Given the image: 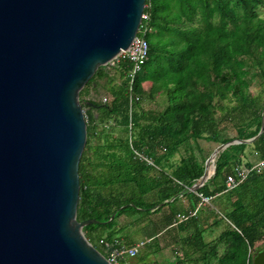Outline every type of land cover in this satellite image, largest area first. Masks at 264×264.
<instances>
[{"label":"trees","instance_id":"obj_1","mask_svg":"<svg viewBox=\"0 0 264 264\" xmlns=\"http://www.w3.org/2000/svg\"><path fill=\"white\" fill-rule=\"evenodd\" d=\"M262 6L264 0H146L141 31L147 30L149 53L131 90V64L119 61L113 66L118 80L100 67L80 91L84 110L87 97L93 106L85 110L87 139L78 166L76 218L97 222L84 226L83 233L103 256L100 240L123 244L115 230L121 216L139 222L161 213L150 222L153 240L179 238L206 264H252L249 249L253 254L264 241V173L225 191L226 177L241 165L247 144L226 148L215 161L214 176L195 193L189 190L203 175L207 159L196 155L199 140L225 144L259 133L264 105ZM104 79L110 87L103 103L91 94ZM145 82L151 83L148 93ZM253 87L258 94H252ZM163 92L166 108L141 107L146 95L154 99ZM227 130L236 136L222 138ZM251 145L264 156V131ZM134 151L151 158L157 169L136 160ZM177 154L179 161L171 162ZM197 194L211 198L210 204L215 201L226 224L213 243L205 242L197 218L174 225L176 214L169 201L180 195L198 201ZM137 261L140 264V256Z\"/></svg>","mask_w":264,"mask_h":264},{"label":"water","instance_id":"obj_2","mask_svg":"<svg viewBox=\"0 0 264 264\" xmlns=\"http://www.w3.org/2000/svg\"><path fill=\"white\" fill-rule=\"evenodd\" d=\"M145 2L0 0V264H109L83 233L97 222L76 218L83 111L93 106L79 93L128 49ZM263 127L262 113L256 137ZM256 137L218 145L189 191L214 176V153ZM251 259L264 264V247Z\"/></svg>","mask_w":264,"mask_h":264},{"label":"crops","instance_id":"obj_3","mask_svg":"<svg viewBox=\"0 0 264 264\" xmlns=\"http://www.w3.org/2000/svg\"><path fill=\"white\" fill-rule=\"evenodd\" d=\"M98 97H101V94ZM89 99L90 97H87L85 100L88 101ZM252 142L247 143L246 145L247 147L244 151V155L241 156L242 165H251V163L254 164L260 158H262L261 152L255 150L254 146L251 145ZM190 193H193V192H190ZM172 201L173 199L169 201V205H172V209L175 211V214H176L175 220L177 216L189 215L190 212H193L197 208V214L194 218H197V220L199 221V228H202L203 230H205V234L207 233V235L210 236V238L212 235H216V236H213V238L211 239H208V240L205 239L206 243L215 242L216 238L221 234V232H223L221 231L218 235L216 234V232H214V228L212 226L218 225V224H214V221H216L214 218L215 217L214 214L217 215V218L219 219L223 218V215L218 209L213 207L211 204H206L198 208L199 199L198 201H196L194 197L191 195H180L179 197H177V199L173 203ZM167 209L168 208L165 207L164 211H166ZM200 211L202 212L199 215ZM212 214H213L214 220H212L213 218L211 219ZM159 215H161V213H159L158 216ZM122 217L125 219H133V218H127L125 216H121L120 218ZM159 218L157 217V219ZM135 220H133L132 222H134ZM174 225H177L176 222ZM124 226L125 225L123 226L119 225L117 221V226L115 230L118 232L117 233L118 236ZM183 233L182 232H180V234L178 233V236H184L186 234V231H184ZM152 236H154V233L152 234ZM178 239L169 240L167 237L166 238L161 237V238H156V240H153L152 237H150L149 240L145 241V245L142 247L144 248L148 243H150L146 247L145 255L143 254L140 256L141 258L140 264H165V263H168V264H206L204 263L203 260H201V257H202L201 254L194 253L191 249H189L188 247H185L184 243ZM176 241H177V244H176ZM122 242L123 244L131 243L132 245L138 243L135 241H131L128 238H126L125 241L122 240ZM210 264H214V263L211 262Z\"/></svg>","mask_w":264,"mask_h":264},{"label":"built area","instance_id":"obj_4","mask_svg":"<svg viewBox=\"0 0 264 264\" xmlns=\"http://www.w3.org/2000/svg\"><path fill=\"white\" fill-rule=\"evenodd\" d=\"M147 19V16L143 14L142 20ZM141 25L140 28L133 39L132 43L128 47V49L121 51L117 57L111 61L109 64H107L104 67H113L115 66L119 61H127L131 64V70L128 74V80H129V89L131 90L132 84L136 78V76L141 72L142 66L145 65L147 59H148V53H149V45L147 40L145 39V34L147 32L146 29L141 31ZM141 32V33H140ZM100 100L104 103L107 102V98L105 96H101ZM84 117L86 120L85 111H83ZM263 117H264V105L262 109ZM261 113V114H262ZM264 131V127H263ZM131 143V141L129 142ZM134 158L141 163L146 164L147 166H151L155 169H157L154 161L149 158L147 155H145L142 152H136L134 151ZM264 173V156L260 158L256 163L249 165H237L233 168L232 173L227 175L225 180V191H231L238 187L240 184H242L244 181H246L252 174H262ZM197 197L199 198L198 208L210 204L211 198L203 197L201 194H197ZM197 214V208L190 212L189 215H183V216H177L175 222L176 224L182 223L186 221L188 218L195 217ZM100 244L105 248L106 250V259L108 260L109 264H121L122 260H127L134 258L138 255L139 250L145 245V242H139L137 244L126 246L125 244L121 243H108L104 240H100ZM248 257L252 258V252L249 249Z\"/></svg>","mask_w":264,"mask_h":264},{"label":"rangeland","instance_id":"obj_5","mask_svg":"<svg viewBox=\"0 0 264 264\" xmlns=\"http://www.w3.org/2000/svg\"><path fill=\"white\" fill-rule=\"evenodd\" d=\"M258 15L260 18L264 19V6H262L261 8L258 9ZM107 70L109 71L110 76H114L113 78L118 80L117 79L118 73L116 72V70L113 69V67H107ZM150 86H151V83H149V82H145V84H143V89H144L145 93H148ZM109 87H110V85L108 83V79L101 80L99 82V87L96 89V91H94L92 93L93 99H95L96 97L98 98V96L100 94H101V96H105V97L109 98V94H108ZM252 91H253L252 94H254V95L258 94V92H259V90L256 87H253ZM99 98L97 100H99ZM167 104H168L167 94L165 92H163L160 95H157L154 99H151L146 95L145 100L142 102L141 107L144 110H163L164 108H166ZM232 104L233 103H230V105H232ZM222 134H223L222 138H233L236 136V133L234 130H227V131H224ZM198 145H199L198 147L201 151L200 152L196 151V155H202L203 157L208 158L213 153V151L217 148V146L220 144L208 142L206 140H199ZM179 158H180V154H177L174 156V158L172 159L171 162H178ZM212 166H213L212 163L210 164V167L208 166L209 170L211 171L210 176L213 173ZM211 204H214L215 206H213V205L212 206L217 208L215 201H211ZM169 206L172 208V205H169ZM229 207H231L230 204H228V208ZM202 211L199 212V215L201 214ZM219 211L221 212V210H219ZM214 216H215L214 217L215 220H219V218H217V215L214 214ZM157 217L159 218V217H161V215L158 216V215H156V213H151L150 216H147L145 219H142L139 222H138V220L132 222L133 220L138 219L137 217H134L133 219H125L123 217L118 219V224L122 225V226L125 225V226L122 228L121 232L119 233V236L117 235L116 238H118V240L121 242H122V240L125 241L126 238L130 239L131 241L138 242V243L139 242H145L146 240H149V238L152 237V234L155 232L154 231L155 230L154 224H152L150 222L152 220H154V221L159 220V219H157ZM212 218H213V214H212L211 219ZM214 218L212 220H214ZM220 219H222V218H220ZM224 226H226V224H225L224 220L222 219V220H220L218 225L212 226V227L214 228V232H216V234L218 235L221 231H223L225 229ZM205 235H206L205 236L206 240L213 238V236H216V235H212L210 238V236H208L207 233ZM148 244H150V243H148ZM148 244L144 248L139 250V253L137 256H141L143 254L145 255L146 247L148 246ZM256 247L258 249L263 248L264 247V241L256 244ZM137 256L134 258H131V259H127V260L125 259L124 264H138ZM165 264H168V263H165Z\"/></svg>","mask_w":264,"mask_h":264},{"label":"bare ground","instance_id":"obj_6","mask_svg":"<svg viewBox=\"0 0 264 264\" xmlns=\"http://www.w3.org/2000/svg\"><path fill=\"white\" fill-rule=\"evenodd\" d=\"M212 157L213 158L211 159L210 164L212 163L213 164L212 168H214V162H215V159L217 157V153H214ZM210 164H209V167H210ZM210 173H211V171L209 170V168H207V177L210 176Z\"/></svg>","mask_w":264,"mask_h":264}]
</instances>
